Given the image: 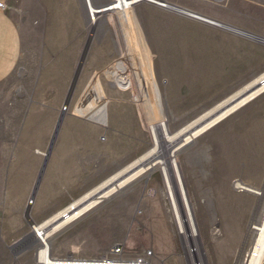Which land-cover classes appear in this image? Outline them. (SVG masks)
<instances>
[{
    "label": "rangeland",
    "instance_id": "obj_1",
    "mask_svg": "<svg viewBox=\"0 0 264 264\" xmlns=\"http://www.w3.org/2000/svg\"><path fill=\"white\" fill-rule=\"evenodd\" d=\"M91 1L97 5L110 0ZM163 1L172 8L138 1L132 10L156 101L167 130L174 132L261 73L264 22H252L249 29H241L258 35L254 38L173 9L178 5L227 24L219 19L229 11L223 7L224 2ZM9 9L25 37L26 49L14 76L19 75L26 89L39 63L45 62L54 49L44 40L50 25L51 32L55 29L57 33L66 30L81 34L87 49L74 81L73 96L84 76L90 74V80L98 72L104 100L94 108L100 116L104 106L103 114L111 119L95 120L101 127L98 139L103 151L79 164L81 175L72 179L81 181V185L72 194L65 193L66 200H46L38 192L31 195L42 166L24 170L25 193L19 206L17 201H0V264H42L34 225L141 155L152 139L134 77L109 15L90 22L84 0H9ZM78 63L79 58L74 73ZM88 90L89 86L83 93L87 95ZM75 107L85 108L64 104L62 111L78 114ZM263 126L264 91L188 142L182 143L183 137L173 141L171 148L182 143L175 160L197 230L196 239H185L178 232L156 170L133 179L65 224L51 236L48 254L94 257L106 254L115 242H122L126 256L150 249V264H188L187 248L198 246L206 264H237L251 243V225L259 223L264 215V168L259 167L263 154L253 151L255 144L263 146ZM43 168L41 178L50 171ZM236 179L260 189L261 194L235 186ZM29 232L33 236H26Z\"/></svg>",
    "mask_w": 264,
    "mask_h": 264
},
{
    "label": "crops",
    "instance_id": "obj_2",
    "mask_svg": "<svg viewBox=\"0 0 264 264\" xmlns=\"http://www.w3.org/2000/svg\"><path fill=\"white\" fill-rule=\"evenodd\" d=\"M222 5L229 11L219 19L243 27L235 26L238 29L247 30L252 22H264V8L249 0H226ZM50 28L51 25L44 40L54 47L53 52L39 63L26 89L19 75L14 76L26 49L24 33L9 9V0H0V201L4 204L17 201L19 206L25 193L24 170L42 166L50 171L42 176L34 192L46 200H66L64 194H72L81 185V181L72 179L81 175L79 164L103 151L98 139L101 127L95 122L101 115L94 108L104 100L98 72L94 87L88 85L90 74L83 77L76 96L71 87L74 65L84 49L86 55V38L66 30L51 32ZM260 72H264V61ZM88 86L85 95L83 90ZM91 102L93 107L89 106ZM64 104L82 105L86 109L75 107L78 114L63 113ZM59 118L61 122L56 129ZM107 139L104 138L105 143ZM255 145L253 151L263 154L259 167L264 168V143Z\"/></svg>",
    "mask_w": 264,
    "mask_h": 264
},
{
    "label": "bare ground",
    "instance_id": "obj_3",
    "mask_svg": "<svg viewBox=\"0 0 264 264\" xmlns=\"http://www.w3.org/2000/svg\"><path fill=\"white\" fill-rule=\"evenodd\" d=\"M84 4L90 22L94 20L98 21L102 16L109 15V22L115 30L118 45L125 52L130 70L134 77L140 107L152 141L150 147L132 160L125 168L116 172L107 180H102V183L93 189H89V191L78 198L73 199L67 205L43 220L40 224L34 225V236L39 241V243L38 241L37 243L40 245L38 250L39 261L44 260L49 251L51 236L65 224L79 217L83 212L107 198L112 193L119 191L133 179L143 176L149 171L156 170H158L161 175L178 232L185 239H196L197 230L193 222V216L189 207V201L183 186L181 174L176 164V153L179 151L182 143H186L193 139L194 136L207 130L210 125L212 126L219 122L231 112L264 91V72H262L241 88H238L232 94L217 102L209 110L203 112L178 130L169 132L166 128L160 106L156 101L153 81L145 59L140 34L135 23L132 0H110L109 7L100 11L93 9L91 0H84ZM173 9L175 11H180L182 7L174 5ZM182 11L186 10L183 8ZM215 22L219 26L233 31L241 30L222 22ZM182 137L183 142L171 148L173 141ZM236 181L237 179L234 181L235 186L261 194L260 189ZM96 191V195L99 196L93 195ZM263 240L264 224L260 227L257 245H261ZM196 253L198 255L201 254L198 246Z\"/></svg>",
    "mask_w": 264,
    "mask_h": 264
},
{
    "label": "built area",
    "instance_id": "obj_4",
    "mask_svg": "<svg viewBox=\"0 0 264 264\" xmlns=\"http://www.w3.org/2000/svg\"><path fill=\"white\" fill-rule=\"evenodd\" d=\"M208 3H223L226 0H203ZM258 6L264 8V0H249ZM166 7L172 8L169 3L165 4ZM185 12H192L185 9ZM237 33L250 36L258 37V35L247 32L244 30L236 31ZM242 188V187H240ZM263 219L258 223H253L251 229L253 232L252 240L250 245L245 250L243 258L237 264H264V240L261 245H257V238L259 236V230L262 226ZM187 253L189 256L188 264H206L203 259L196 253V248L188 247ZM152 252L150 249H145L140 254L134 256L125 255V245L122 242H115L112 244L108 252L104 255L94 256V257H84L67 255L61 257H53L47 253L44 260L41 261L42 264H150Z\"/></svg>",
    "mask_w": 264,
    "mask_h": 264
},
{
    "label": "water",
    "instance_id": "obj_5",
    "mask_svg": "<svg viewBox=\"0 0 264 264\" xmlns=\"http://www.w3.org/2000/svg\"><path fill=\"white\" fill-rule=\"evenodd\" d=\"M138 1H147V2H151V3H154V4H157V5H161V6H165V3H164V1L163 0H132V3L134 4V3H136V2H138ZM93 5V9L94 10H97V11H100V10H105L106 8H108L109 7V5H110V1H108V2H106V3H102V4H92ZM182 10H183V8H182ZM182 10H180V11H176V12H179V13H182V14H186V15H188V16H190V17H193V18H196V19H199V20H202V21H204V22H207V23H211V24H214V25H217V26H219L216 22H215V20H212V19H210V18H208V17H206V16H201L200 14H198V13H195V12H185V11H182ZM84 55H85V49H84V51L82 52V54H81V57H80V60H79V63L77 64V67H76V70H75V73H74V76H73V79H72V84H71V87L74 85V81L76 80V77H77V75H78V73H79V71H80V67H81V63H82V60H83V58H84ZM106 72V71H105ZM96 81H97V74L96 73H94L93 75H92V77L90 78V80H89V82H88V85L90 86V84H92V83H96ZM71 91V90H70ZM101 111H102V115H101V119L104 121L105 120V115L103 114V112H104V106H102V108H101ZM59 122H60V118H59V120H58V122H57V124H56V129L58 128V125H59ZM211 126V125H210ZM209 126V127H210ZM131 163V162H130ZM130 163H128V164H130ZM127 164V165H128ZM127 165H125V166H127ZM125 166L124 167H122L121 169H119L118 171H116V172H119L120 170H122L123 168H125ZM43 167L40 169V171H39V173H38V176H37V178H36V181H35V184H34V188H33V190H32V194L31 195H33L34 194V191H35V187L38 185V183H39V180H40V178H41V175H42V172H43ZM116 172H114V173H112L110 176H108L107 178H105L103 181H105V180H107L109 177H111L112 175H114ZM103 181H101L100 183H102ZM99 183V184H100ZM99 184H97V185H99ZM96 185V186H97ZM95 186V187H96ZM94 188V187H93ZM92 188V189H93ZM96 193H97V191L96 192H94V194L93 195H96ZM96 196H99V195H96ZM26 236H33V232H29ZM23 239H25V237H23V238H21L20 240H19V243L21 242V241H23Z\"/></svg>",
    "mask_w": 264,
    "mask_h": 264
}]
</instances>
